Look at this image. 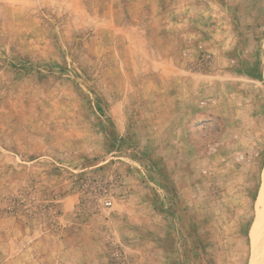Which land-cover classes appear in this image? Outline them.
I'll return each instance as SVG.
<instances>
[{"label":"rangeland","instance_id":"1","mask_svg":"<svg viewBox=\"0 0 264 264\" xmlns=\"http://www.w3.org/2000/svg\"><path fill=\"white\" fill-rule=\"evenodd\" d=\"M263 184L264 0H0V264H252Z\"/></svg>","mask_w":264,"mask_h":264},{"label":"bare ground","instance_id":"2","mask_svg":"<svg viewBox=\"0 0 264 264\" xmlns=\"http://www.w3.org/2000/svg\"><path fill=\"white\" fill-rule=\"evenodd\" d=\"M253 246L252 264H264V184L258 201L257 218L251 231Z\"/></svg>","mask_w":264,"mask_h":264},{"label":"built area","instance_id":"3","mask_svg":"<svg viewBox=\"0 0 264 264\" xmlns=\"http://www.w3.org/2000/svg\"><path fill=\"white\" fill-rule=\"evenodd\" d=\"M107 204H108V205H110V204H111V202H107Z\"/></svg>","mask_w":264,"mask_h":264}]
</instances>
